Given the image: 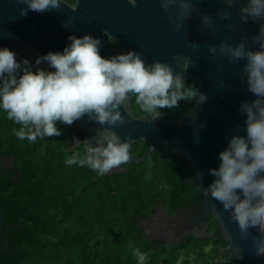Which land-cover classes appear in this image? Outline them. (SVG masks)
<instances>
[{
    "label": "clouds",
    "instance_id": "1",
    "mask_svg": "<svg viewBox=\"0 0 264 264\" xmlns=\"http://www.w3.org/2000/svg\"><path fill=\"white\" fill-rule=\"evenodd\" d=\"M17 2L26 5L20 10L21 17L29 11L48 12L66 4L64 0ZM127 2L135 7L137 0ZM222 2L227 9L238 8V20L230 10L217 12L221 20L231 21L225 24L227 30L235 31V25L250 21L259 24L258 35L251 38V45H258L259 50H250L248 38L244 37L235 46L227 40H221L218 46L208 44L209 55L216 59L218 54L230 64L246 61L240 79L255 99L241 104L239 111L246 114V136L233 135L228 147L219 153V168L209 170L215 180L204 194H210L229 212L238 225L241 240H248L249 230H254L252 252L260 257L264 256V0ZM159 4L175 31H180L193 13L204 29L217 31L216 19L201 14L194 0H159ZM173 8L182 23H175L170 11ZM68 40L71 43L63 53L49 52L38 57L35 71L34 63L31 65L27 59L18 62L14 52L0 48V110L20 126L19 130L14 129L19 140L35 142L38 137H58L62 133L57 123L71 126L85 116L89 122L107 126L103 131L95 130L91 138L95 144L74 139L75 147L83 144L84 151L73 150L65 159L67 165L88 166L103 176L130 160L131 137L122 142L111 129L126 124L120 109L132 97L153 121L162 116L160 109L176 108L181 100L203 104L208 99L193 85L185 84L184 76L192 64L190 57L184 60L182 71L175 72L167 63L146 64L143 54L135 50L105 59L100 55L101 41L91 35H72ZM189 44L194 49L200 47L194 42ZM42 62L55 71L40 68ZM133 255L139 264H145V253L134 249Z\"/></svg>",
    "mask_w": 264,
    "mask_h": 264
},
{
    "label": "water",
    "instance_id": "2",
    "mask_svg": "<svg viewBox=\"0 0 264 264\" xmlns=\"http://www.w3.org/2000/svg\"><path fill=\"white\" fill-rule=\"evenodd\" d=\"M201 14H209L216 19L215 33L204 29L195 13L183 22L180 31L169 22L168 14L160 7L159 0H137L136 6L127 0H76L73 11L67 4H61L58 10L48 12L29 11L20 16L21 8L26 5L17 0H0V48H8L16 54V59H26L32 65L40 56L49 52L63 53L71 41L69 36L82 38L91 35L101 41L100 55L108 59L112 56L135 50L143 54L146 64L154 61L167 63L175 72H181L186 58H191L184 76L185 83L194 81L197 90L208 97L203 104H197L192 113L182 121L152 120L150 117L136 119L130 100L121 107L126 119L122 127H114L121 141L131 137L130 148L137 143H144L148 153L141 159L130 158L126 163L138 165L152 155L160 154L163 158L176 156L183 164L187 173L192 176V185L200 197V222L214 219L220 238L225 243L226 254L239 264H264V256L257 257L252 252L254 230L244 241L240 239L238 225L231 220L229 212L222 204L215 201L204 190L211 185L215 177L209 174L210 169H218L219 153L224 151L233 135L246 136V114L239 111L243 102H251L255 97L247 91V85L241 82L242 67L246 61L230 64L227 58L213 59L209 55L207 45L218 46L221 40H227L235 46L247 37L250 50H259V46L251 45V38L259 33V24L252 23L235 25V31L225 28L226 23L217 17V12L230 10L238 20V8L227 9L222 0H194ZM175 23H182L176 15V9L170 10ZM264 22V21H262ZM107 32V35L104 33ZM110 42L116 44L114 49ZM189 42L200 45L192 48ZM47 71H55L47 62L40 64ZM221 81L223 86H221ZM83 140H90L95 130L103 131L104 127L96 122H89L87 116L76 121ZM95 144V141H91ZM155 146L165 147L157 151ZM75 147V145H74ZM121 166L113 169L110 174L122 173ZM12 174L15 181L21 179L13 161H0V176ZM241 198L242 194H241ZM158 219L165 220V227L171 229L175 222L167 214L157 209ZM155 222V221H154ZM153 222V223H154ZM3 208L0 199V244L4 241ZM185 236L170 234L168 242L177 245Z\"/></svg>",
    "mask_w": 264,
    "mask_h": 264
},
{
    "label": "trees",
    "instance_id": "3",
    "mask_svg": "<svg viewBox=\"0 0 264 264\" xmlns=\"http://www.w3.org/2000/svg\"><path fill=\"white\" fill-rule=\"evenodd\" d=\"M185 84L197 89L194 81ZM196 105L181 100L176 108L160 109L157 120L182 121ZM130 106L136 119L146 116L134 97ZM19 127L0 110V161L11 159L21 175L17 181L12 174L0 176L3 233L12 226L0 244V264H139L134 249L146 254L145 264H234L219 249L211 251L216 244L204 238L191 235L177 245L148 238L146 230L157 228L158 208L175 216L200 206L192 176L176 156L155 154L142 164L121 165L122 173L101 176L88 166L65 163L73 150L84 151L83 144H73L84 141L76 122L57 123L60 136L35 142L19 140L14 135ZM155 149L167 153L165 147ZM147 153L142 142L130 148V158ZM209 229L218 231L212 217Z\"/></svg>",
    "mask_w": 264,
    "mask_h": 264
},
{
    "label": "flooded vegetation",
    "instance_id": "4",
    "mask_svg": "<svg viewBox=\"0 0 264 264\" xmlns=\"http://www.w3.org/2000/svg\"><path fill=\"white\" fill-rule=\"evenodd\" d=\"M112 43L113 42H110L111 46ZM116 50H119L118 47ZM26 59L29 61L28 56L26 57ZM17 61L18 62L22 61V58H19V60ZM157 215L155 222L153 223L154 225H157V228L154 231L146 230L148 238L150 239L151 242H156L160 244H163L164 242L168 244L172 243V242H168V237H170V234L172 233H176L178 235L184 234L185 237L194 235L199 238H204L206 241H209L210 243L216 244L215 247L210 246L209 249L211 251L219 249L218 253H220L224 257H230L234 261V264H239L237 260H234L230 255L226 254L227 247L223 242V240L220 238L219 230L215 231L209 229L211 217L208 220L203 221L201 224H199L201 217L200 206L196 205V207H194L191 210L180 211L175 216H172L171 213L168 212L167 215L170 218L175 219V222L172 225L171 229L165 227V220L163 219V217L158 219ZM223 244L225 249L220 251ZM221 264H226V263H221Z\"/></svg>",
    "mask_w": 264,
    "mask_h": 264
}]
</instances>
